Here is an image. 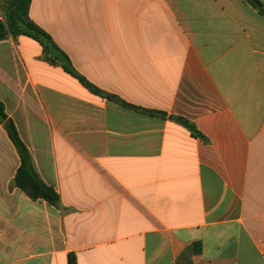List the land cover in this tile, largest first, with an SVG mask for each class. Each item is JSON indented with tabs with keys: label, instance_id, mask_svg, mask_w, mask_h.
Segmentation results:
<instances>
[{
	"label": "crops",
	"instance_id": "obj_1",
	"mask_svg": "<svg viewBox=\"0 0 264 264\" xmlns=\"http://www.w3.org/2000/svg\"><path fill=\"white\" fill-rule=\"evenodd\" d=\"M258 1L31 0L89 82L166 117L91 93L28 36L0 41V102L60 196L15 186L0 123V264H264Z\"/></svg>",
	"mask_w": 264,
	"mask_h": 264
},
{
	"label": "trees",
	"instance_id": "obj_2",
	"mask_svg": "<svg viewBox=\"0 0 264 264\" xmlns=\"http://www.w3.org/2000/svg\"><path fill=\"white\" fill-rule=\"evenodd\" d=\"M3 0H0V4ZM9 2V11L5 12V20H0V41L13 36L19 35L28 36L39 42L43 48V59L51 65L62 67V69L77 79L79 83L87 88L91 93L114 101L119 105L136 110L140 113L150 116L164 118L166 114L160 111L149 110L129 104L116 95L106 93L100 88L89 82L83 75H81L72 65L69 57L55 44L52 38L36 25L29 18V8L31 0H7ZM257 8L261 7L258 0H248ZM178 123L187 127L194 136L203 138V135L195 128L193 124L181 117L170 116ZM0 123L7 131L8 137L15 146L20 158V166L15 175V186L22 190L29 198L33 200H45L51 206H58L60 202L59 193L52 187L45 184L38 176L33 168L31 154L21 139L13 120L6 114L3 103L0 102ZM69 264H75L73 254L69 256Z\"/></svg>",
	"mask_w": 264,
	"mask_h": 264
},
{
	"label": "rangeland",
	"instance_id": "obj_3",
	"mask_svg": "<svg viewBox=\"0 0 264 264\" xmlns=\"http://www.w3.org/2000/svg\"><path fill=\"white\" fill-rule=\"evenodd\" d=\"M6 9V12H8L10 9H9V2L7 0H3L0 4V10H1V13H2V19L5 20V12L4 10ZM10 37H13L10 35Z\"/></svg>",
	"mask_w": 264,
	"mask_h": 264
}]
</instances>
